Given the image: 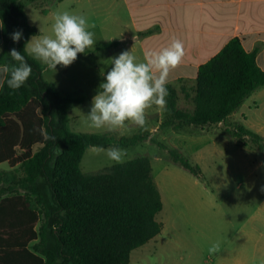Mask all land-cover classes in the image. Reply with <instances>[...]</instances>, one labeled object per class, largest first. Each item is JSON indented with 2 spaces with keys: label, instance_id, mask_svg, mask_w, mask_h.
Wrapping results in <instances>:
<instances>
[{
  "label": "trees",
  "instance_id": "16d2710c",
  "mask_svg": "<svg viewBox=\"0 0 264 264\" xmlns=\"http://www.w3.org/2000/svg\"><path fill=\"white\" fill-rule=\"evenodd\" d=\"M37 3L38 0H32ZM2 51L0 65L15 63L7 56L15 48L25 56L32 74L13 92L0 89V264H130L131 254L162 231L157 215L162 196L148 157H137L95 173H84L82 159L92 146L128 149L146 141L149 132L115 138L111 134L76 133L69 127L68 106L85 98L61 94L43 77L40 61L25 45L40 35L30 24L22 0H0ZM22 29L14 42L10 34ZM111 41L96 48H117ZM161 128L205 127L228 118L258 89L264 71L256 52H247L233 38L198 71L193 111L178 107L172 85ZM56 141H45L40 130ZM225 133L238 143L253 141L264 152V138L237 123ZM174 163L197 177L201 168L179 151L168 149ZM59 146L63 152L55 155Z\"/></svg>",
  "mask_w": 264,
  "mask_h": 264
},
{
  "label": "rangeland",
  "instance_id": "374dc122",
  "mask_svg": "<svg viewBox=\"0 0 264 264\" xmlns=\"http://www.w3.org/2000/svg\"><path fill=\"white\" fill-rule=\"evenodd\" d=\"M22 2L30 24L40 31L38 37L52 34L51 25L54 22V15L58 12L67 11L86 17L89 30L95 33L96 43L89 48L91 51L77 58L68 67L58 65L55 72L41 64L44 79L56 80L59 88L67 93L89 98L91 93L88 90V81L93 83V80H97L99 70L111 69V59L126 50L119 53L113 50H95L112 38L118 39L121 36L124 9L116 8L112 2L101 5L99 0H38L37 3L22 0ZM92 25L94 27H91ZM259 93L249 98L246 104L236 111L235 122L264 138V96L259 97ZM91 106V100L87 104L69 106L70 129L76 133L106 134L107 130L89 127L86 115ZM139 132L137 126L128 125L112 134L119 139L131 137ZM157 137L158 139L152 138L148 146L139 144L125 149L127 152L125 162L137 157L150 159L153 176L164 204L162 211L157 215L158 221L163 224L161 233L149 243L134 250L130 264H237L232 253L237 244L230 240L236 229L232 217L247 210L248 206L237 203L236 199L246 189L243 182L251 180L250 171L241 164L252 165L255 160L260 159L258 152H255L258 146L254 144V148L253 141L250 140L251 146L244 149L237 144V140L222 131L214 135L197 134L193 141L192 138L188 140L186 145L190 144V147L187 149L185 145H176L184 148L178 149L183 156L201 168L203 176L197 177L175 164L168 154L169 151L166 152V149L159 145L166 144L165 132L159 133ZM182 137L190 139L188 134ZM183 138L173 139V142ZM241 151L242 155L239 153ZM259 151L264 153L260 149ZM114 164L105 153H96L90 147L82 159L81 169L84 173H95ZM1 169H7L6 165H1ZM253 176L264 181V166ZM203 181L212 184L215 190L211 189L212 193L207 192ZM212 185L209 187L212 188ZM209 215L213 217L216 215L218 219L210 245L201 235L202 220ZM217 241L221 244V251L209 256L208 248Z\"/></svg>",
  "mask_w": 264,
  "mask_h": 264
},
{
  "label": "crops",
  "instance_id": "0c3cea01",
  "mask_svg": "<svg viewBox=\"0 0 264 264\" xmlns=\"http://www.w3.org/2000/svg\"><path fill=\"white\" fill-rule=\"evenodd\" d=\"M99 2L101 5L112 2V4L115 3L116 8L121 7L124 9L121 18L123 26L121 36L118 39H111V41L120 42V45L117 48L107 50L119 53L126 49L132 51V54L136 57V62H143L145 53L167 47L173 39L183 42L185 55L181 64L170 73L168 84L172 85L177 92L178 107L180 109L193 111L196 80L200 66L218 54L233 38H240L247 52H256L257 64L264 71V0H99ZM118 18L119 15L116 17V21ZM1 48L2 25L0 21ZM90 51L91 49L86 50V53ZM84 54H78V58H81ZM109 70H99L98 79L93 80V83H90V80L88 81V90L91 96L89 98L83 96L82 98H85L83 104H87L89 100L92 101L99 84L104 79L101 72L106 75ZM47 81L54 83L61 94H71L61 90L56 80ZM258 92H260L259 97H263L264 87L258 89L249 98H253ZM247 100L241 107L246 104ZM254 103L256 102L254 101ZM235 115L236 111L230 115L227 123L211 126L178 125L161 128L164 121L163 111L157 110L153 106V108L147 110L146 126L143 128L138 127L140 132L150 133L149 139L140 144L148 146L152 138L158 139L157 135L165 132L166 144H162L168 149L177 151L180 148L184 149L176 145H185L184 147L187 149L190 147V144L186 145L188 140L192 138L193 141L197 134L214 135L219 131L225 133L227 124L236 123ZM69 125L70 119L68 127ZM128 125L132 124L128 123ZM119 130L113 132H119ZM113 132L108 131L106 134L113 136ZM187 134L190 139L182 137ZM176 138H183V140L173 142V139ZM250 140L249 138L245 140L246 145L238 142L237 144L246 149L249 145L251 146ZM252 146L255 148L254 143ZM255 150V152H258V158L260 159L255 160L252 165L241 164L243 168L250 171L249 177H251V180L243 182L246 189L236 199L237 203L244 204L245 207L248 206L247 210L232 217L236 229L230 240L237 244L232 252L237 264H264V181L258 177L253 178L254 173L264 166V153H260L258 148H255ZM239 153L242 155V151ZM203 184L206 185L205 190L207 192L212 193V190H215L212 184H207L206 181H203ZM209 185H212V188ZM217 222L216 215L214 217L213 215L206 216L202 220L201 235L206 238L208 245L211 244L213 239Z\"/></svg>",
  "mask_w": 264,
  "mask_h": 264
},
{
  "label": "clouds",
  "instance_id": "9594fccd",
  "mask_svg": "<svg viewBox=\"0 0 264 264\" xmlns=\"http://www.w3.org/2000/svg\"><path fill=\"white\" fill-rule=\"evenodd\" d=\"M89 27L83 15L67 11L58 12L54 15L51 25L52 34L33 36L26 43L24 52L54 72L58 65L68 67L76 61L78 54L86 53L87 49L95 45V33L90 31ZM22 37V29L10 34L14 42H19ZM184 55L183 42L173 39L169 46L145 53L143 62H136V57L128 50L113 57L111 69L106 75L101 72L104 79L99 84L97 93L92 98L91 109L86 115L89 127L109 132L123 129L128 123L139 128L145 127L148 109L155 106L157 110H167V97L170 95L167 87L169 76L181 64ZM7 56L15 63L0 65V89L6 82L8 88L14 92L28 81L32 67L27 63L25 56L15 48L11 49ZM40 132L45 141H56V137L46 130L41 129ZM92 150L105 153L115 164L124 163L127 155L125 149L117 146L107 149L92 146ZM62 152L57 146L55 155L58 156ZM220 251L219 241L208 248L209 256Z\"/></svg>",
  "mask_w": 264,
  "mask_h": 264
}]
</instances>
